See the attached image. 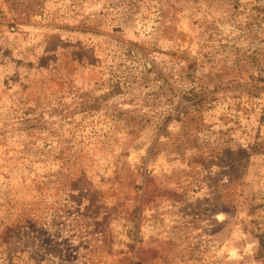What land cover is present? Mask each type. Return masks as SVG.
I'll list each match as a JSON object with an SVG mask.
<instances>
[{"label":"rangeland","instance_id":"374dc122","mask_svg":"<svg viewBox=\"0 0 264 264\" xmlns=\"http://www.w3.org/2000/svg\"><path fill=\"white\" fill-rule=\"evenodd\" d=\"M0 264H264V0H0Z\"/></svg>","mask_w":264,"mask_h":264}]
</instances>
